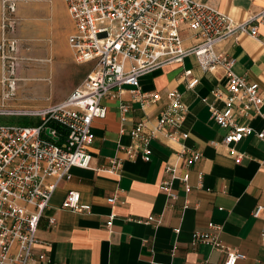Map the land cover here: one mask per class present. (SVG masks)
Instances as JSON below:
<instances>
[{
	"label": "crops",
	"instance_id": "obj_1",
	"mask_svg": "<svg viewBox=\"0 0 264 264\" xmlns=\"http://www.w3.org/2000/svg\"><path fill=\"white\" fill-rule=\"evenodd\" d=\"M11 1L16 3V24L13 32H3L0 26L1 38L17 40L18 49L25 46L23 54L35 55L43 61L39 68L28 70L25 78L38 80L37 87L48 79L51 70L60 79L71 78L56 89L55 98L51 93L45 96V100L53 103L23 108L39 109L62 102L90 70V64L73 62L67 40L74 26L64 1ZM198 1L214 6L237 22L264 11V0ZM253 25L257 27L259 40L243 34L217 45L216 52L233 59V72L247 82L257 83L264 91V23L255 21ZM191 42V36L184 34V44L188 46ZM83 65L88 66L87 71L79 69ZM186 70L190 71V78L197 79L193 89L186 87L183 75ZM225 83L221 70L206 72L191 56L181 66L165 65L139 78L142 91L156 92L159 96L148 109L141 110L137 103L131 102L130 93L124 92L120 101L128 104L130 110L123 122L119 119V101L103 99L106 115L92 123L90 168H72L70 179L53 192L39 222V243L32 264H224L223 254L204 244L192 245L193 232L205 230L209 223L220 227L219 238L226 246L244 255L235 264H264V240L260 239L263 220L251 216L256 206L264 207V142L249 136L236 144L235 150L243 154L239 164L228 155L222 144L226 130L213 122L208 109L209 104L222 108V101H215L212 91H224ZM171 90L181 93L187 109L180 128L182 143L201 154L189 170L191 190L185 193L183 186L174 181V198H169L159 186L168 178L165 165L181 162L175 155L176 144L152 140L148 162L139 155L129 159L120 149L130 145L128 130L136 122L146 118L149 125L155 123ZM261 109L264 110V99ZM237 123L254 130L264 127L261 118L251 111L238 116ZM112 158L119 160L120 168L108 172ZM70 191L78 192L79 204L89 209L82 212L61 209ZM109 197L115 198L114 204L107 203ZM111 213L114 219L108 229L105 223ZM150 216L159 217L160 225L138 221ZM50 217L55 219L53 226L48 223ZM176 229L179 233H175ZM42 253L46 261L37 259Z\"/></svg>",
	"mask_w": 264,
	"mask_h": 264
},
{
	"label": "built area",
	"instance_id": "obj_2",
	"mask_svg": "<svg viewBox=\"0 0 264 264\" xmlns=\"http://www.w3.org/2000/svg\"><path fill=\"white\" fill-rule=\"evenodd\" d=\"M74 30L67 43L75 64H90V70L62 102L45 108H6V100L13 96L15 66L4 65L10 52H15L18 41L2 38L0 58L3 61L0 116L32 118L39 121L34 126L0 125V264H32L35 248L39 243L37 232L44 211L56 188L70 179L72 168H90L91 154L88 148L93 142L92 123L103 119L105 98L119 101L121 122L130 110L121 100L124 92L130 93L131 102L141 110L148 109L159 100L156 92H144L139 78L165 65L181 66L187 57H195L206 72L221 70L226 79L224 91H212L215 101H222V108L209 104L210 118L226 130L222 144L235 164L243 154L234 146L244 138L254 136L264 142V127L260 130L237 123V117L251 111L264 123V91L257 83L247 82L236 75L234 60L216 52V46L240 35L258 39L255 21L264 23V11L237 22L215 8L198 0H63ZM16 3L1 0V29L10 31L16 24ZM192 42L184 44V34ZM187 89H193L197 79L190 78V71L183 72ZM167 104L159 111L153 125L146 118L136 122L129 130L131 143L121 147L129 158L140 156L150 160V142L159 140L178 146L175 155L180 163H167L164 172L168 178L159 189L169 198L172 184L178 181L185 193L190 168L200 160L197 150L188 149L183 143L180 128L187 109L181 93H167ZM237 104H240L239 106ZM56 123L66 130V138L60 145L44 134L49 128L52 137L57 132L50 127ZM58 140V137H57ZM120 168L116 158L109 160L108 172ZM199 181L201 174L198 175ZM107 203H115L114 197ZM61 209L82 212L88 206L79 204V193L70 191ZM251 216L262 219L264 207L256 206ZM114 214L108 216L105 226H112ZM147 225L159 226V217L150 216L138 220ZM50 226L55 219H48ZM179 233V229L175 230ZM220 227L209 223L205 230L192 234V245L204 244L225 256L224 264H235L244 258L236 249L226 246L219 238ZM264 240V228L260 233ZM39 261H46L45 254H38ZM154 264V263H152Z\"/></svg>",
	"mask_w": 264,
	"mask_h": 264
},
{
	"label": "rangeland",
	"instance_id": "obj_3",
	"mask_svg": "<svg viewBox=\"0 0 264 264\" xmlns=\"http://www.w3.org/2000/svg\"><path fill=\"white\" fill-rule=\"evenodd\" d=\"M1 26V22H0ZM1 30H0V43H1ZM25 46L21 49H16L15 52H10L8 58L4 60V65H14L15 66V88L13 91V96L6 100V108H23V106H42L44 104L49 105L53 102H48L45 100V96L51 93L53 98L56 97V93L60 88V85H66L69 83L71 78L66 77V79H60L56 71L48 72V79L42 83L43 85L37 87L38 80H30L25 78L27 71L30 69H37L43 64V61L39 60L35 55H25L23 52ZM49 66V64H47ZM55 63L51 64L54 66ZM80 70L87 71L88 66L83 65L79 67ZM2 70L3 61L0 58V96L3 90L1 85L2 80ZM79 70V71H80ZM74 75V73H73ZM32 81L34 84H31ZM1 98V97H0ZM1 101V99H0ZM36 121L32 118L24 117H10V116H0V125H15V126H33Z\"/></svg>",
	"mask_w": 264,
	"mask_h": 264
},
{
	"label": "trees",
	"instance_id": "obj_4",
	"mask_svg": "<svg viewBox=\"0 0 264 264\" xmlns=\"http://www.w3.org/2000/svg\"><path fill=\"white\" fill-rule=\"evenodd\" d=\"M39 124V121L37 120L35 125ZM34 126V125H33ZM50 127L54 128L57 132V137L58 140L55 141L56 144L60 145L61 143H63V141L66 138V130L65 128H63L62 126L56 124V123H51Z\"/></svg>",
	"mask_w": 264,
	"mask_h": 264
},
{
	"label": "water",
	"instance_id": "obj_5",
	"mask_svg": "<svg viewBox=\"0 0 264 264\" xmlns=\"http://www.w3.org/2000/svg\"><path fill=\"white\" fill-rule=\"evenodd\" d=\"M44 134L47 135L49 138H51L53 141H57V137H52L49 133V128H46L44 130Z\"/></svg>",
	"mask_w": 264,
	"mask_h": 264
}]
</instances>
